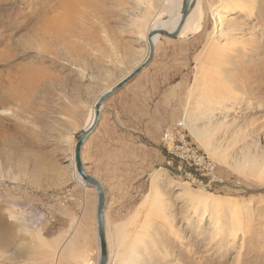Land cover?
<instances>
[{
	"label": "rangeland",
	"instance_id": "obj_1",
	"mask_svg": "<svg viewBox=\"0 0 264 264\" xmlns=\"http://www.w3.org/2000/svg\"><path fill=\"white\" fill-rule=\"evenodd\" d=\"M71 1L0 0V217L12 239L0 264H98V197L75 177V144L101 93L147 57L141 35L168 3ZM196 7L178 39H158L151 61L161 77L184 79L167 130L183 121L186 142L171 158L163 131L164 162L148 181L108 195L106 240L137 224L140 264H264V177L251 171L264 163V0ZM97 146L82 150L93 175ZM185 153L211 158L216 180L179 169ZM190 194L237 203L240 218L226 210L223 222L237 238L199 221Z\"/></svg>",
	"mask_w": 264,
	"mask_h": 264
},
{
	"label": "crops",
	"instance_id": "obj_2",
	"mask_svg": "<svg viewBox=\"0 0 264 264\" xmlns=\"http://www.w3.org/2000/svg\"><path fill=\"white\" fill-rule=\"evenodd\" d=\"M150 65L105 101L86 141L98 145L97 170L91 175L102 184L106 199L131 195L136 183L142 186L151 168L164 162L161 135L177 118L184 79L161 77Z\"/></svg>",
	"mask_w": 264,
	"mask_h": 264
},
{
	"label": "bare ground",
	"instance_id": "obj_3",
	"mask_svg": "<svg viewBox=\"0 0 264 264\" xmlns=\"http://www.w3.org/2000/svg\"><path fill=\"white\" fill-rule=\"evenodd\" d=\"M81 1H87V0H72L71 2L75 4ZM182 1L183 0H167L168 2L167 6L165 5L164 11L158 15L157 23L155 24L154 27H163V28L168 29L169 31L174 30L181 17ZM238 1L239 0H236V3ZM197 2L198 0H196L194 8L191 10L190 14L188 15L185 25L187 24L190 17L194 13V10H196ZM141 36L143 40L147 39L146 34H143ZM158 39L159 37L154 38V42L157 43ZM220 102L221 101L217 100L215 104H219ZM93 119H94V109L92 111L89 123L87 125L88 127L92 124ZM74 170L75 172L77 171L75 167V163H74ZM251 171L254 174L257 173V175L264 177V163L259 168L258 167L253 168ZM75 177L80 182H83L79 174L77 176V174L75 173ZM155 196H156V193L153 196H149L147 199L152 201ZM188 199H189L188 201L192 205L191 208L193 209V214L195 217H197L199 221H203V219L206 217L207 218L209 217V219H211V222L214 225L213 227L215 228L217 237L222 236V235H227V237L229 236L228 237L229 240L237 238L238 229L237 230L235 228L232 229L231 226H227L223 224V222L226 221L224 220L226 210L227 211L229 210V213L231 214V217H232V221L234 219L240 218L241 212L236 210L238 208L236 205L237 203H229L225 199H222L220 197H215L212 194H201V195L190 194L188 196ZM104 218H105V213H104ZM8 227H9V224L4 222L3 217H0V249L2 250L7 245L9 246L10 242L12 241V239L9 238V235L7 233V230H9ZM138 227L136 224L134 230L130 231L129 227L124 225L122 227L123 228L122 232L119 233L118 239H116V243L107 241L108 243L107 244L108 245V263L107 264H140L139 261H140L141 253L139 252L140 249L136 248V244H138L137 242H140V240L142 241L143 236L141 235L140 230L137 229ZM130 232H132V234H130Z\"/></svg>",
	"mask_w": 264,
	"mask_h": 264
},
{
	"label": "water",
	"instance_id": "obj_4",
	"mask_svg": "<svg viewBox=\"0 0 264 264\" xmlns=\"http://www.w3.org/2000/svg\"><path fill=\"white\" fill-rule=\"evenodd\" d=\"M196 0H183L181 8V17L174 30L169 31L163 27H152L147 32V41H148V55L147 57L138 64L128 75H126L119 82L114 84L111 88L105 90L101 93L97 102L94 106V119L92 124L84 130L80 138L75 144L74 148V163L78 174L81 176L85 184L90 185L96 190L98 202H97V228H98V237L100 243V258L98 264H107L108 263V245L106 240V230H105V205H106V196L100 181L89 174L84 167L83 158H82V149L90 136V134L95 130L96 125L100 119L101 110L105 101L119 91L123 86L129 83L133 78H135L141 71H143L152 61L155 54V42L154 38L156 37H168L170 39H178L180 32L182 31L188 15L191 10L194 8Z\"/></svg>",
	"mask_w": 264,
	"mask_h": 264
},
{
	"label": "built area",
	"instance_id": "obj_5",
	"mask_svg": "<svg viewBox=\"0 0 264 264\" xmlns=\"http://www.w3.org/2000/svg\"><path fill=\"white\" fill-rule=\"evenodd\" d=\"M183 127V121H179L176 124V127L173 130H166L165 133L163 134V141L166 143L167 147L169 150V157L174 158L175 156V149H178L179 146L178 144L184 145L186 142L185 137L181 134V129ZM184 138V139H183ZM171 148V149H170ZM186 153L181 154L178 161L180 163V168L183 169L184 171L189 172L190 171H195L201 175H203L207 180H213L215 181L217 178L216 171H215V165L212 162L211 158L208 156H205L204 154H196V157L191 156V159H186ZM193 159V161H192ZM196 159V162H194ZM186 163V164H185Z\"/></svg>",
	"mask_w": 264,
	"mask_h": 264
}]
</instances>
